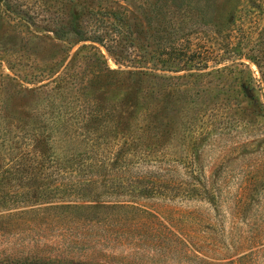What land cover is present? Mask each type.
<instances>
[{
	"label": "rangeland",
	"instance_id": "374dc122",
	"mask_svg": "<svg viewBox=\"0 0 264 264\" xmlns=\"http://www.w3.org/2000/svg\"><path fill=\"white\" fill-rule=\"evenodd\" d=\"M11 2L19 4L18 12L0 2V73L33 86L25 80L47 81L55 71L58 75L85 42L72 35L58 38L53 31L67 21L72 0ZM84 2L100 10L97 20L87 19L86 29L98 24L110 34L132 35L121 48L127 56L119 57L124 69L143 65L184 76L193 64L188 60L190 44L202 52L200 64L208 68L201 72L209 74L196 84L189 77L173 78L169 89L200 90L195 102L207 110L196 121L207 138L195 158L186 155L182 138L174 143L176 152L166 157L146 154L126 175L167 172L169 185L155 196L116 197L133 209L103 208L98 215L75 211L61 217L57 210L3 216L26 207L0 212V260L264 264V0ZM100 47L108 66L117 69L115 58ZM240 52L247 55L237 59ZM87 61L77 60L82 75L92 68ZM241 83L249 84L250 95H242ZM209 87L211 91H204ZM227 95L229 102L223 99ZM145 185L150 184H138Z\"/></svg>",
	"mask_w": 264,
	"mask_h": 264
},
{
	"label": "trees",
	"instance_id": "16d2710c",
	"mask_svg": "<svg viewBox=\"0 0 264 264\" xmlns=\"http://www.w3.org/2000/svg\"><path fill=\"white\" fill-rule=\"evenodd\" d=\"M0 2L8 11L18 12L17 2ZM99 14L100 10L84 0H72L67 21L53 31L58 38L72 35L85 43L58 75L55 71L47 81L25 80L33 85L27 86L9 73H0V212L26 207L3 216L57 210L61 217L67 212L84 215L93 211L98 215L103 208L133 209L134 205L116 197L155 196L169 185L167 172L126 175L143 163L146 154L166 157L176 152L174 143L182 138L186 155L195 158L207 138L196 121L207 110L195 102L200 90L169 89L173 78L189 77L191 84H196L209 74L201 72L208 68L207 63L200 64L202 52L190 44L188 60L193 64L185 68L189 73L184 76L143 65L124 69L119 57L127 56L121 48L132 35L110 34L98 24L86 29L87 19L97 20ZM101 45L115 58L117 69L108 66ZM242 55L247 54L240 52L237 59ZM80 58L88 59L87 67H92L83 75L77 70ZM179 70L182 68L175 69ZM248 85L241 83L242 95H250ZM250 98L262 107L259 98ZM223 99L229 102L228 95ZM145 182L150 185L138 186ZM0 264L81 262L27 257L0 260Z\"/></svg>",
	"mask_w": 264,
	"mask_h": 264
}]
</instances>
